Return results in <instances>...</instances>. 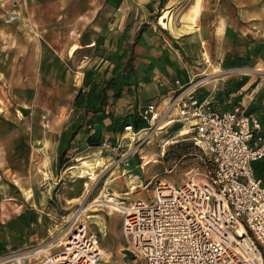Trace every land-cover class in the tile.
Listing matches in <instances>:
<instances>
[{"label": "crops", "instance_id": "crops-1", "mask_svg": "<svg viewBox=\"0 0 264 264\" xmlns=\"http://www.w3.org/2000/svg\"><path fill=\"white\" fill-rule=\"evenodd\" d=\"M96 44L106 69L120 76L114 82L122 78L119 97L108 88L103 105L116 124L164 100L176 80L195 77L197 95L212 108L240 104L264 123V0H0V85L20 71L34 72L25 78L36 82L46 72L67 76L70 58ZM86 58L77 66L85 69ZM5 151L0 144V255L39 244L49 231L42 194L18 188L1 170Z\"/></svg>", "mask_w": 264, "mask_h": 264}, {"label": "built area", "instance_id": "built-area-1", "mask_svg": "<svg viewBox=\"0 0 264 264\" xmlns=\"http://www.w3.org/2000/svg\"><path fill=\"white\" fill-rule=\"evenodd\" d=\"M198 82L176 80L164 100L138 109L146 127H122L136 135L175 122L201 150L199 165L185 180H159L150 200L116 201L123 248L141 264H264V175L253 169L264 159V123L240 104L215 110L197 95ZM98 148L109 144L101 141ZM80 216L73 217L65 239L9 252L0 264H99L98 236Z\"/></svg>", "mask_w": 264, "mask_h": 264}, {"label": "rangeland", "instance_id": "rangeland-1", "mask_svg": "<svg viewBox=\"0 0 264 264\" xmlns=\"http://www.w3.org/2000/svg\"><path fill=\"white\" fill-rule=\"evenodd\" d=\"M162 14L161 11L156 16ZM94 48L95 51L81 49L70 58L71 69L67 76H64L66 72L61 78L57 71L46 72V77L36 82L25 78H33L34 72L20 71L19 79L14 80L13 75L3 81L5 84L0 85V144L6 147L9 165L1 170L5 169V177L14 179L18 188L42 194L49 222L45 242L59 237L65 239L64 233L77 214L88 230L98 236L106 254L99 264H141L138 260L124 259L121 213L109 203L135 198L150 200L159 180L180 183L199 165L201 150L195 145L192 134L182 132L183 126L175 122L131 135L121 131L119 122L116 124L110 113L105 117L110 123L105 121L101 127L94 125L90 132L92 139L99 137L109 148H98L100 142L88 144L89 134L84 126L67 141L73 98L82 86L85 71L95 81L120 77L106 69L103 62L107 57L102 55L104 46L96 44ZM84 55L87 63L82 69L77 61ZM200 78L195 77L193 81ZM121 81L122 78L117 82ZM74 117L76 124L78 114ZM13 126L20 127L21 134L5 135ZM97 130L102 133H96ZM12 138H19L16 146L12 145ZM67 142L68 148L60 162V146ZM4 255H0V260Z\"/></svg>", "mask_w": 264, "mask_h": 264}, {"label": "trees", "instance_id": "trees-1", "mask_svg": "<svg viewBox=\"0 0 264 264\" xmlns=\"http://www.w3.org/2000/svg\"><path fill=\"white\" fill-rule=\"evenodd\" d=\"M113 77H109L107 79H103L100 81H95L94 79H90V74L88 71H85L82 86L75 93L73 102H72V112L70 115V124L71 130H69L68 140H70L76 133V131L85 127V131L87 134V141L90 145H98L99 137L95 136L92 139L93 135L90 133L94 124L99 120L105 118L109 112H105L103 105L105 100V95L107 93V89H112V95L114 98L119 97L120 90L122 86L121 82H114ZM109 84H112L109 86ZM86 87V89H85ZM81 113V114H80ZM78 114V121L74 124V115ZM126 124H131L135 130L144 128L147 126L145 120L141 119L138 116V113L130 112L125 114L121 121L119 122V127H122ZM69 127V126H68ZM66 132H64L65 134ZM68 148V142L63 146H60L59 158L60 162L63 160V157L66 153V149ZM253 169L256 176L264 175V159L257 160L253 163Z\"/></svg>", "mask_w": 264, "mask_h": 264}, {"label": "water", "instance_id": "water-1", "mask_svg": "<svg viewBox=\"0 0 264 264\" xmlns=\"http://www.w3.org/2000/svg\"><path fill=\"white\" fill-rule=\"evenodd\" d=\"M121 253L124 257L125 260H132L134 259V255L132 254V252H130L128 249L126 248H122L121 249Z\"/></svg>", "mask_w": 264, "mask_h": 264}, {"label": "bare ground", "instance_id": "bare-ground-1", "mask_svg": "<svg viewBox=\"0 0 264 264\" xmlns=\"http://www.w3.org/2000/svg\"><path fill=\"white\" fill-rule=\"evenodd\" d=\"M72 48H74V47H72ZM182 132H186V131H182ZM109 204L112 206V208H113L114 210H116V209L118 208L117 203H109ZM76 216H77V214H76ZM103 254H104V256H106L105 253H103Z\"/></svg>", "mask_w": 264, "mask_h": 264}]
</instances>
